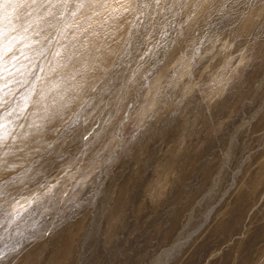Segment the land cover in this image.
I'll use <instances>...</instances> for the list:
<instances>
[{"label": "rangeland", "instance_id": "rangeland-1", "mask_svg": "<svg viewBox=\"0 0 264 264\" xmlns=\"http://www.w3.org/2000/svg\"><path fill=\"white\" fill-rule=\"evenodd\" d=\"M0 264H264V0H0Z\"/></svg>", "mask_w": 264, "mask_h": 264}, {"label": "clouds", "instance_id": "clouds-1", "mask_svg": "<svg viewBox=\"0 0 264 264\" xmlns=\"http://www.w3.org/2000/svg\"><path fill=\"white\" fill-rule=\"evenodd\" d=\"M105 9H113L114 11H119L120 9H123L125 6L124 5H114V4H108L104 6Z\"/></svg>", "mask_w": 264, "mask_h": 264}]
</instances>
